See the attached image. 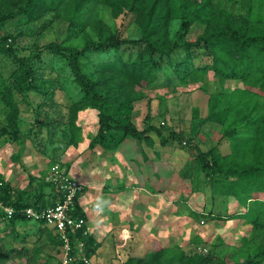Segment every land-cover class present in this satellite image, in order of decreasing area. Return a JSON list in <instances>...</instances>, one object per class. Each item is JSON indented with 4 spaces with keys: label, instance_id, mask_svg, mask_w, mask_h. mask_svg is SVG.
I'll return each mask as SVG.
<instances>
[{
    "label": "rangeland",
    "instance_id": "1",
    "mask_svg": "<svg viewBox=\"0 0 264 264\" xmlns=\"http://www.w3.org/2000/svg\"><path fill=\"white\" fill-rule=\"evenodd\" d=\"M108 1V4L91 5L81 0H48V3H54L52 9L43 5L33 14L11 18H8L9 13L17 11L23 4L21 0H4L0 5V39L2 36L13 37L14 52L19 57H34V88L23 95L16 87L14 73L17 66L0 48V92L18 106L19 115V132L15 136L8 127L9 108L0 97V176L7 169L11 172L19 168L18 183L12 187L14 196L22 191L21 186L28 185L30 179L35 184L36 179L42 181L44 178V175L36 176L32 170L31 164L36 159L42 168L46 165L49 168L53 161H58L68 173L72 164L67 158L71 137L67 119L79 108L87 109V96L73 82L66 56L53 54L46 46L54 42L79 43L83 40V34L78 35L82 28L97 39L98 21L108 26L105 35L112 33L117 39L141 36L133 14L125 13L129 0ZM168 11L171 40L180 37L184 41H194L206 30L224 27L225 18L233 28L242 24L245 17L250 29L264 30V0H172ZM203 49L195 50L191 61L194 67L209 68L204 85L181 82L167 64L154 84L146 86L143 83L129 89L132 109L128 119L140 131L147 124L156 127L166 142L161 145L160 135L155 132L140 141L128 138L137 145L140 152L137 160L142 161L141 169L135 167L137 184L141 183L138 172L143 171V176L151 177L155 184L159 179L161 185L168 183L163 193L171 204L168 210L164 208L163 217L168 219L160 223L180 232L168 234L163 248L151 244L152 249H136L139 254L132 250L126 255L120 252L122 259L116 243L114 253L110 252L106 260L99 257L98 244L93 240L94 243L86 248L91 264H125L127 259L138 264L137 259L147 262L155 252L157 264H177L178 252L190 256L210 254L216 262L227 264L248 261L264 264V190L257 189L258 184L264 183V174L250 175L247 186L253 191L245 192L239 189V175L216 176L219 181L215 184L206 179L197 160L200 150L212 151L229 163L237 149L239 152L229 166L234 162L239 168L256 163L264 165V87L215 77L211 69L213 61ZM142 50L124 46L117 51L108 47L101 52L90 51L81 60V67L90 78L105 83L102 87L110 88L107 83L111 72L105 67L116 60L134 61ZM217 97L219 102L214 107ZM88 125L91 126V122ZM193 128L195 133H192ZM258 129L261 136L259 149L263 152H260V158L243 150L244 142H252L250 146L254 148ZM172 133L179 136L180 142L173 140ZM130 155L134 157L133 153ZM208 159L212 163L213 158L209 156ZM23 162L27 167L22 165ZM149 162L155 168H150ZM253 181H256V187ZM41 187H44L43 183ZM21 226L18 231L0 221V264H59L60 252L53 230L32 221Z\"/></svg>",
    "mask_w": 264,
    "mask_h": 264
},
{
    "label": "trees",
    "instance_id": "2",
    "mask_svg": "<svg viewBox=\"0 0 264 264\" xmlns=\"http://www.w3.org/2000/svg\"><path fill=\"white\" fill-rule=\"evenodd\" d=\"M4 0H0V5ZM91 5L102 2L108 4V0H81ZM172 0H129L127 15L133 14L135 22L139 25L141 36L138 39H117L114 34L108 33L106 23L103 21L96 24L99 32L97 39L88 34L86 28H82L78 35L83 34L81 42L65 45L62 43H50L46 49L53 54H63L67 58L70 71L73 75V82L79 87L80 91L87 96V104L85 109H92L97 111V132L95 136L89 138V149H94L97 145L101 146L107 151H116L120 144L125 139H133L140 141L147 138L151 132L159 134L156 127L147 124L144 130H138L133 124L132 120L128 119V115L132 109L130 106L131 99L129 98V89L132 86H137L145 83L146 86L152 85L158 80L160 70L164 65L169 64V68L173 71L181 82L185 84L191 83H205L204 78L207 74L208 67H194L192 59L193 52L197 49L204 48V52L212 59L211 69L214 76L220 78H231L242 81L245 85L264 87V30L259 31L250 29L247 20L243 17V23L234 27L230 24L228 18H225L224 27H216L212 30H206L203 34L198 36L194 41H184L177 38L171 40L168 32L169 28V3ZM17 7V11L11 12L8 18L21 16L25 14H33L40 6H46L47 9H52L54 3H48V0H21ZM103 33V34H101ZM101 34V36H100ZM182 38V37H181ZM14 38L2 36L0 39V48L5 55L12 59L16 64L14 77L17 80V90L20 94H27L32 88L33 83V59L34 57L28 55L27 57H19L14 52ZM124 46L143 48L142 53L134 61L123 62L122 60L113 61L110 65L105 67L106 70L111 72L110 81L107 83L110 88L102 87L103 83L100 80H94L82 70L81 60L85 59L90 51L101 52L106 47L117 51ZM182 72V77L179 72ZM180 83V82H179ZM202 85V87H203ZM112 89V90H111ZM4 104L9 108L8 114V127L13 131L15 136H18V106L6 94L0 92ZM216 102H219L217 97ZM84 108H79L81 111ZM79 111L70 113L67 119L68 125L71 130L69 147H76L78 142L82 141V129L76 124L77 114ZM196 128V127H195ZM192 129V133L196 129ZM254 148L251 144L244 142L246 145L244 151L255 154L260 158L259 142V129L257 131ZM160 135V134H159ZM162 138L161 135L159 136ZM173 140L180 142V138L176 133H172ZM260 140V141H259ZM160 144L164 145L166 142L161 139ZM239 151H233V156L230 162ZM244 153L242 156H245ZM209 156L213 158L212 163L208 162ZM198 163L201 172L205 175L206 179L215 183L219 179L216 176L227 178L231 174L239 175L238 182L239 189L247 192L253 190L247 186L249 184V177L252 174H264V165L253 164L247 167L239 168L236 162L233 166H229L225 157H221L212 151H201L198 153ZM58 161H53L50 167ZM60 164V163H59ZM61 165V164H60ZM50 169V168H49ZM30 179L28 185L22 191L16 192L14 196L13 188L10 184L6 183L2 176H0V203L3 206L12 208L15 212L8 218L3 209L0 208V221L6 226L20 231L21 225L25 222L32 220L27 219L22 210L25 208H34L37 210L44 209L54 204L57 195L52 184L46 181L45 178ZM264 182V181H263ZM46 187V192H43L41 184ZM216 184V183H215ZM252 184L257 185L256 181ZM253 185L251 187L255 188ZM263 185V186H262ZM261 186L258 184L260 190H264V183ZM48 189V191H47ZM231 189V188H230ZM230 192V191H229ZM225 192H223L224 194ZM226 195H234V193H225ZM55 195V198H54ZM241 198H238V200ZM75 214L84 217L79 211L77 205ZM45 227L44 222L32 221ZM90 236H82L79 238L84 240L86 246L94 243ZM55 243L59 248V243L54 237ZM163 248V247H161ZM164 249H162L163 251ZM161 251V250H160ZM59 252V249H58ZM87 257L88 254H87ZM158 258L157 252L150 256L149 261L145 262L144 259H137L138 264H157L154 260ZM135 260L127 259L125 264H133ZM177 264H221L223 262H216L211 258V255H184L183 252H178L176 255ZM227 264V263H223ZM245 264H253L247 262Z\"/></svg>",
    "mask_w": 264,
    "mask_h": 264
},
{
    "label": "crops",
    "instance_id": "3",
    "mask_svg": "<svg viewBox=\"0 0 264 264\" xmlns=\"http://www.w3.org/2000/svg\"><path fill=\"white\" fill-rule=\"evenodd\" d=\"M89 122L91 126L88 125ZM76 124L82 129L83 139L76 148L69 147L67 151L68 162L72 164L68 175L84 185L77 198V207L86 219L85 228L88 236L98 244L99 257L106 260L110 252L114 253L115 245L119 246L117 252L121 259L120 252L126 255L132 250L139 254L140 251L136 249L151 248V244L166 246L164 241L167 235L180 232L160 223L168 219L163 217L164 208L168 210L171 204L163 193L168 183L164 182L161 185L159 179L155 184L151 177L147 175L144 177V171H141V174L138 172L141 183L137 184L135 167L141 169L142 161L137 160L139 159V150L135 147L137 145L129 139H125L116 151H107L99 145L92 150L89 149V138L95 136L97 132V111L92 109L79 111ZM131 153L134 157L130 155ZM24 162L22 165L27 167V163ZM151 164L149 162V167L155 168ZM31 166L36 176L44 175L46 178L50 167L44 165L45 168H42L37 159ZM149 173L151 174V170ZM2 175L6 183L16 187L20 176L19 168H14L11 172L7 169ZM153 183L156 188L153 187ZM25 187L26 185L20 188L22 190ZM57 199L58 197L53 202ZM102 201L107 203H101V207L97 208L96 205Z\"/></svg>",
    "mask_w": 264,
    "mask_h": 264
},
{
    "label": "built area",
    "instance_id": "4",
    "mask_svg": "<svg viewBox=\"0 0 264 264\" xmlns=\"http://www.w3.org/2000/svg\"><path fill=\"white\" fill-rule=\"evenodd\" d=\"M46 181L53 185L57 193V201L44 209L25 208L23 215L32 221L44 222L54 232L59 243V264H91L87 257L86 243L79 238V234L87 236L85 217L75 214L77 198L83 190V184L71 178L59 163L49 169ZM0 208L8 218L14 214L10 207Z\"/></svg>",
    "mask_w": 264,
    "mask_h": 264
},
{
    "label": "clouds",
    "instance_id": "5",
    "mask_svg": "<svg viewBox=\"0 0 264 264\" xmlns=\"http://www.w3.org/2000/svg\"><path fill=\"white\" fill-rule=\"evenodd\" d=\"M101 203H107V202H106V201H102V202L98 203V204L96 205L97 208L101 207Z\"/></svg>",
    "mask_w": 264,
    "mask_h": 264
}]
</instances>
